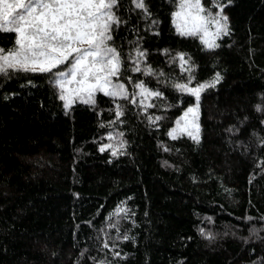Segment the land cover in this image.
I'll return each mask as SVG.
<instances>
[{"label":"trees","instance_id":"trees-1","mask_svg":"<svg viewBox=\"0 0 264 264\" xmlns=\"http://www.w3.org/2000/svg\"><path fill=\"white\" fill-rule=\"evenodd\" d=\"M175 2L147 0L159 21L158 34L145 26L139 10L127 12L123 6L120 14L128 25L114 33L124 51L128 41L142 36L148 62L165 74L129 71L125 83L131 87L139 79L155 88L166 79L169 84L159 88L173 107L158 106L152 98L157 106L143 112V105L129 101L119 118L123 123L101 126V120L115 117L108 112L114 109L111 98L103 93L96 94L103 112L79 102L66 110L45 74L0 77V264H93V257L111 264H253L264 256L259 219L264 216V145L258 139L264 136V115L253 107L264 92V0L227 5L231 32L215 49L176 31ZM14 38L0 31V46L11 47ZM164 48L172 51H158ZM177 51L185 53V68L196 65L192 86L216 71L223 76L201 94L199 143L185 134H167L195 103L191 93L169 88L189 75L179 57L168 61ZM175 97L183 103L176 104ZM152 114L161 119L149 121ZM246 114L249 120L234 136L248 145L241 150L228 142L226 129ZM108 131L127 141L119 155L99 150L101 143L113 142ZM117 205H126L131 218L112 228L108 224L117 217L110 214ZM124 234L130 239H116ZM104 239L118 247L101 251Z\"/></svg>","mask_w":264,"mask_h":264},{"label":"snow or ice","instance_id":"snow-or-ice-1","mask_svg":"<svg viewBox=\"0 0 264 264\" xmlns=\"http://www.w3.org/2000/svg\"><path fill=\"white\" fill-rule=\"evenodd\" d=\"M129 3L134 7L130 8ZM232 3L233 0H176L175 10L171 12L172 23L180 35L198 36L206 48L215 49L220 46L217 39L231 32L230 19L224 9ZM122 6L127 12L139 10V18L146 22L145 26L158 34L159 29L156 26L159 21L153 16L147 0H0V31L15 34L11 47L0 46V77L7 79L21 72L45 74L66 110L78 101L99 109L96 93H104L111 98L114 109L109 108L108 112L114 111L115 117L113 120H101V126L107 124L112 127L114 123H123L119 118L124 115L125 103L129 101L136 107L143 105V112H147L149 106H157L152 98L160 101L158 106L173 107L165 92L159 88V84H169L166 79H160L155 88H149L143 80L137 79L132 83L131 91L125 83V73L129 71L156 77H163L165 74L148 62V49L142 47V36L137 35L134 40L128 41L130 47L126 51L117 44L114 33L122 25H128V21L120 14ZM132 30L138 31L135 25ZM158 51L168 54L172 50L164 48ZM177 57L182 62L181 67L189 75L186 81L174 82L169 88L181 93H191L195 96L196 103L189 104L183 110L182 115L176 118L175 126L167 134L173 138L186 134L199 143L201 93L210 87L214 88L223 76L216 71L211 79L198 81L192 86L191 81L196 79L192 69L196 65L193 63L185 68L188 61L185 60V53L181 51H177L175 56H167V59L171 63ZM126 61L129 62L127 66ZM126 79L133 81L132 76H127ZM28 83L31 84L32 81L29 80ZM258 98L259 102L253 107L264 115V92L259 93ZM175 100L176 104L183 103L179 97H175ZM99 111L103 112L104 109ZM147 119L155 122L161 116L152 114ZM248 120L247 114L243 118L238 117L237 124L229 125L226 129L229 133L228 142L241 150L247 149L248 145L243 140L234 139V136L241 130L238 125H245ZM261 124H264V120ZM156 126L159 127L158 124ZM106 135L113 142L101 143L99 150L103 152L111 149L113 155H119V150L127 143L123 134L114 137V133L108 131ZM258 139L264 145V136H258ZM261 163L264 164V160ZM121 205H117L110 214L115 215L117 220L115 223L110 221L109 227L117 228L119 220L131 218L128 207ZM247 219L250 221L252 218ZM259 219L264 221V216ZM252 231H256L255 227ZM261 231H264V226ZM201 232L210 238L212 236V233L205 232L204 229ZM116 239L128 240L130 237L124 234L118 235ZM101 243V251L118 247L114 242L110 244L108 239ZM111 254L115 257L121 256L119 251ZM92 260L93 264H111L106 257H93ZM178 264H182V261ZM253 264H264V256L259 257Z\"/></svg>","mask_w":264,"mask_h":264},{"label":"rangeland","instance_id":"rangeland-1","mask_svg":"<svg viewBox=\"0 0 264 264\" xmlns=\"http://www.w3.org/2000/svg\"><path fill=\"white\" fill-rule=\"evenodd\" d=\"M224 11L226 12V7H225ZM221 37H222V36H221ZM221 37H219V38L217 39V43H218V41H219V39H220ZM198 38H199V37H198ZM129 90L131 91V87H129ZM137 91H139V90L137 89ZM98 93H101V92H97L96 94H98ZM103 94H104V93H103ZM201 94H202V93H201ZM139 99H140V98L137 96V100H139ZM200 99H201V97H200ZM78 102H79V101H78ZM78 102H77V103H78ZM79 103H84V102H79ZM195 103H196V99H195ZM181 115H182V114H181ZM199 123L201 124V121H200V101H199ZM175 124H176V123H175ZM175 124H174V126H175ZM174 126H173V127H174ZM173 127H171V128H173ZM171 128H170V129H171ZM170 129H169V130H170ZM169 130H168V131H169ZM185 135H186V134H185ZM168 136H169V135H168ZM169 137H171V136H169ZM171 138H173V137H171Z\"/></svg>","mask_w":264,"mask_h":264}]
</instances>
